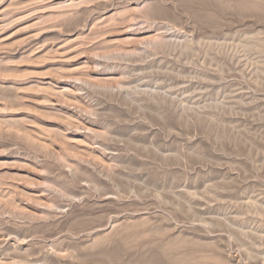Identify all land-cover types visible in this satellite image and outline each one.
Listing matches in <instances>:
<instances>
[{
  "label": "rangeland",
  "instance_id": "374dc122",
  "mask_svg": "<svg viewBox=\"0 0 264 264\" xmlns=\"http://www.w3.org/2000/svg\"><path fill=\"white\" fill-rule=\"evenodd\" d=\"M0 264H264V0H0Z\"/></svg>",
  "mask_w": 264,
  "mask_h": 264
},
{
  "label": "bare ground",
  "instance_id": "6f19581e",
  "mask_svg": "<svg viewBox=\"0 0 264 264\" xmlns=\"http://www.w3.org/2000/svg\"><path fill=\"white\" fill-rule=\"evenodd\" d=\"M153 93H154V92H153ZM138 94H139V93H138ZM132 96H133V95H132ZM166 96H167V95H166ZM133 97H134V96H133ZM137 97L139 98V96H137ZM138 98H137V99H138ZM135 99H136V98H135ZM182 104H183V103H182ZM187 107H188V106H187ZM187 107H185V109H186ZM189 107H190V106H189ZM181 109H184V108H181ZM188 109H189V108H188ZM200 109H201V108H200ZM196 110H198V109H196ZM196 110H195V111H196ZM185 111H186L185 113H187L188 110H185ZM189 111H190V110H189ZM191 111H193V110H191ZM199 111H200V110H199ZM199 111H198V112H199ZM201 111H202V109H201ZM201 111H200V112H201ZM198 112H197V113H198ZM200 112H199V113H200ZM183 113H184V111H183ZM188 113H189V112H188ZM190 113H191V112H190ZM192 113H193V112H192ZM201 113H202V112H201ZM193 114H195V113H193ZM256 236H257V235H256Z\"/></svg>",
  "mask_w": 264,
  "mask_h": 264
}]
</instances>
